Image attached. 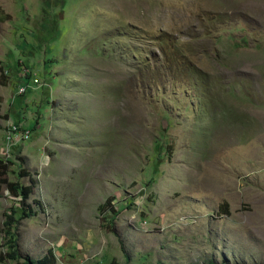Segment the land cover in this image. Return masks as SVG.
<instances>
[{
    "label": "rangeland",
    "instance_id": "374dc122",
    "mask_svg": "<svg viewBox=\"0 0 264 264\" xmlns=\"http://www.w3.org/2000/svg\"><path fill=\"white\" fill-rule=\"evenodd\" d=\"M0 159V264H264V0H0Z\"/></svg>",
    "mask_w": 264,
    "mask_h": 264
},
{
    "label": "trees",
    "instance_id": "16d2710c",
    "mask_svg": "<svg viewBox=\"0 0 264 264\" xmlns=\"http://www.w3.org/2000/svg\"><path fill=\"white\" fill-rule=\"evenodd\" d=\"M1 83L4 85L5 81ZM20 164H23L21 158ZM11 165V162H3V160L0 159V194H2L3 191H6L8 196L17 199L18 204L17 206L11 205L3 213L4 220L2 222V233L5 238H8L5 244L8 248L5 253L0 254V261L16 260L18 257L15 242L12 240V228L16 222V218H28L36 214V211L31 207L30 204L27 203V201L29 197L33 194L37 181L32 179L30 177V173L23 167L20 168L17 175L20 178L28 177L30 183L28 185H22L18 181L11 180ZM111 201V198L107 199L105 203L101 204L98 207V210L104 215H107V213H112L113 215L116 214V211L114 209V206L111 204ZM218 211L221 214L229 215L230 212L228 204L226 202L220 204L218 206ZM106 219L103 220V222H105V227L107 228L109 225V221H107ZM24 264H56V261L52 250H48L43 257L37 260H32L31 258L26 257L24 260Z\"/></svg>",
    "mask_w": 264,
    "mask_h": 264
},
{
    "label": "built area",
    "instance_id": "2783aa9c",
    "mask_svg": "<svg viewBox=\"0 0 264 264\" xmlns=\"http://www.w3.org/2000/svg\"><path fill=\"white\" fill-rule=\"evenodd\" d=\"M26 86H21L19 87V92H24L25 91ZM32 118V116H31ZM42 117H40L38 119L39 122L42 121L41 119ZM30 135V132L28 130H24L22 133L19 130L18 126L16 125L15 130H7V136H8V141H15V143L17 144L18 142L22 141V138L27 137Z\"/></svg>",
    "mask_w": 264,
    "mask_h": 264
},
{
    "label": "bare ground",
    "instance_id": "6f19581e",
    "mask_svg": "<svg viewBox=\"0 0 264 264\" xmlns=\"http://www.w3.org/2000/svg\"><path fill=\"white\" fill-rule=\"evenodd\" d=\"M22 140H23V138H22Z\"/></svg>",
    "mask_w": 264,
    "mask_h": 264
}]
</instances>
